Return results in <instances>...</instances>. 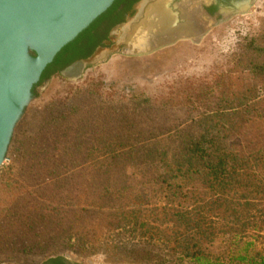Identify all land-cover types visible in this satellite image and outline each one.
<instances>
[{"label":"trees","instance_id":"1","mask_svg":"<svg viewBox=\"0 0 264 264\" xmlns=\"http://www.w3.org/2000/svg\"><path fill=\"white\" fill-rule=\"evenodd\" d=\"M123 2L132 0H115L50 65L65 53L63 65L90 54L117 16L93 32ZM248 42L233 54L236 66L216 68L213 87L192 99L136 96L87 107L93 94L83 91L67 111L34 121L17 162L38 207L27 200L8 226L21 220L25 239L54 230L21 251L69 249L129 264H264V39ZM50 65L39 83L64 67ZM72 210L81 213L70 221Z\"/></svg>","mask_w":264,"mask_h":264},{"label":"rangeland","instance_id":"2","mask_svg":"<svg viewBox=\"0 0 264 264\" xmlns=\"http://www.w3.org/2000/svg\"><path fill=\"white\" fill-rule=\"evenodd\" d=\"M156 1L148 0L142 10L143 16L127 26L120 46L111 53L96 57L79 77L73 79L56 72L36 90L37 94L33 96L21 121L15 127L11 151H7L8 155L0 166V264H129L113 262L101 253L84 255L69 249H61L48 257L40 253L26 254L21 251L22 242L35 247L43 240L45 234L49 233L45 230H54V226L50 224L38 230V233L36 229L30 231L25 239V227L21 220L8 226L10 213L19 209L22 204L28 202V207H38L33 201L35 198H31L28 193L30 187L27 186L31 181L20 175L17 162L20 150L17 146L20 138L27 134L33 122L41 115L51 117L62 107L67 111L69 101L79 99L74 96L82 94L83 91L93 94L92 97L84 98L83 104L87 107L100 99L117 101L124 98L122 100L131 99L135 102L136 96L149 97L158 102L181 97L192 99L204 87H213L216 68L236 66L231 58L234 53L247 47L250 38L264 39V0H251L244 12H237L210 24L199 38H178L179 40L171 45L158 48L159 45H154V50L143 51L135 47L131 40V37L136 38L131 36L132 29L140 23L146 10ZM171 1L169 0L166 7L167 11L172 15L176 14L175 21H178L179 17L185 20L180 11L179 17L174 13L170 6ZM196 14L198 19L202 18L198 11ZM202 24L205 26L206 22L202 20ZM181 25L183 24H174L176 27ZM182 112L176 111L173 114L181 116ZM74 126L71 125L70 128ZM78 213L81 212L70 211L69 220H73ZM27 223L35 227L39 224L33 217H28ZM4 229L13 232V236L3 233ZM60 243L61 241H58L55 245L59 246Z\"/></svg>","mask_w":264,"mask_h":264},{"label":"water","instance_id":"3","mask_svg":"<svg viewBox=\"0 0 264 264\" xmlns=\"http://www.w3.org/2000/svg\"><path fill=\"white\" fill-rule=\"evenodd\" d=\"M114 1L0 0V166L44 70ZM85 67L77 62L62 74L75 79Z\"/></svg>","mask_w":264,"mask_h":264},{"label":"flooded vegetation","instance_id":"4","mask_svg":"<svg viewBox=\"0 0 264 264\" xmlns=\"http://www.w3.org/2000/svg\"><path fill=\"white\" fill-rule=\"evenodd\" d=\"M129 1V0H128ZM151 1V0H150ZM148 2V0H132L130 6L127 3H120L114 13L109 16L106 20H104L93 32L94 34L102 29H105L107 25L110 23L111 19L117 16V21L113 22L106 36H102L101 40L94 47L92 52L88 54L86 57H82L79 59H75L70 63L63 65L68 57H70L69 53H65L62 55L64 59L61 60V63H53L50 66H53V70L59 68L60 66H64L61 68L59 73L65 72L68 67L74 66L77 62H82L84 66H87L90 62H93L96 57H99L103 53H111L122 43V39L125 36V32L127 30V26L131 22H136L139 20L142 14V10L144 5ZM170 4L171 8L177 13L179 17L180 6L182 4H193L198 7V14L202 19L206 22L205 26H203L201 31L198 32V37L202 36L204 31L210 26V24H214V22L222 20L224 18H228L230 15H233L237 12H244L251 0H172ZM195 3V4H194ZM177 5V6H176ZM186 20L179 17V20L175 21L174 24H184ZM83 41H81L78 45H82ZM47 80H43L36 87L35 90H38L43 84L46 83Z\"/></svg>","mask_w":264,"mask_h":264},{"label":"bare ground","instance_id":"5","mask_svg":"<svg viewBox=\"0 0 264 264\" xmlns=\"http://www.w3.org/2000/svg\"><path fill=\"white\" fill-rule=\"evenodd\" d=\"M168 3L169 0H157L152 3L140 23L133 27L131 36L136 38L131 37V40L135 47L148 52L154 45H162L178 38L198 36L204 24H202V18L196 17L197 6L189 3L182 4L180 14L186 21L185 24L176 27L174 26L176 14L172 15L167 11Z\"/></svg>","mask_w":264,"mask_h":264}]
</instances>
